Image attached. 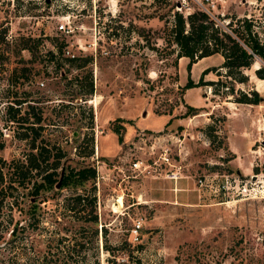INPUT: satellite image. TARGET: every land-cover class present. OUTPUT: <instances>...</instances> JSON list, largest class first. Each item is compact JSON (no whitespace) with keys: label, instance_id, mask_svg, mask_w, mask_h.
Segmentation results:
<instances>
[{"label":"rangeland","instance_id":"374dc122","mask_svg":"<svg viewBox=\"0 0 264 264\" xmlns=\"http://www.w3.org/2000/svg\"><path fill=\"white\" fill-rule=\"evenodd\" d=\"M196 8L223 25L251 17L264 41V0H0V167L24 162L36 135L48 149L40 158L62 153L58 171L95 168L84 186L57 182L36 196L9 188L0 264H55L64 253L68 264H264V172L253 170L264 161V79L254 73L264 58L244 68L247 81L226 78V92L214 70L201 77L215 82L195 84L222 57L187 70L164 37L176 11ZM19 35L42 38L34 54ZM251 89L257 103L233 100ZM165 146L170 164L159 158ZM138 158L145 169L129 167ZM90 185L94 237L69 209Z\"/></svg>","mask_w":264,"mask_h":264},{"label":"trees","instance_id":"16d2710c","mask_svg":"<svg viewBox=\"0 0 264 264\" xmlns=\"http://www.w3.org/2000/svg\"><path fill=\"white\" fill-rule=\"evenodd\" d=\"M165 31L167 32V35L164 37L166 43L174 44L173 51L175 52V58L181 56L187 57V70H189L193 62L202 57L214 53H218L222 57L219 67L223 69V71L220 72V69L215 70V68L207 66L201 70V74L195 84H211L215 82L213 80L203 81L201 77L206 72L214 70V73L218 75L216 81H220V84L224 86V92L230 88L225 84L227 81L226 78L237 82L247 81L248 77L247 74L244 73V68L250 66L255 56L264 58V41L257 35L251 17L230 16L226 24L223 25L218 20H215L208 12L200 8H196L185 15L176 11L172 16L170 26H165ZM17 38L20 48L30 50L31 52L33 51V47L36 46L35 43L42 41V38L39 36L19 35ZM63 45L64 43H60L57 48L60 50ZM48 52L51 55L50 59H52L54 54L51 51ZM65 58L68 62L74 63L77 56H65ZM87 58L88 57L83 58V61L80 63H75V66L80 67L84 65V61L87 60ZM53 63L54 66L58 65L56 60ZM23 69H25V67ZM263 70L264 67L260 64L255 68L254 73L260 79H264ZM75 82H77V79ZM189 85L190 84L185 83L184 87ZM92 91V83L89 79L86 93H91ZM233 100L237 102L257 103L259 101V95L255 89H251L249 94L247 92H241L240 96ZM170 112V110L166 111V113ZM189 112L194 113L196 111L192 109L189 110ZM35 121H40L39 115L36 117ZM113 132L118 134L119 129L115 127L113 128ZM22 134L24 135L26 133L23 132ZM35 138L36 135L30 138V147L35 148L36 151H31L28 157L24 159V162L17 161L4 165L6 166L4 168L0 167V193L3 194L0 195V209L1 202L5 195L10 193L9 188H14L15 190L23 188L27 190V194L36 196L41 190H48L57 182L59 186H66L69 184L73 186H84L87 181H94L95 168L91 165L70 168L62 170L61 172L58 171L59 160L62 156L60 151L53 154L51 160H48L47 157L40 158L39 156L42 157V151H48V149L42 144H36L34 142ZM120 138L121 137L118 135V140H121ZM56 149L58 150V147ZM253 170L254 172H264V161L260 166L254 165ZM5 176L7 179H5ZM32 176L33 181L28 185V182L31 181L30 177ZM28 186H30V189L27 188ZM92 189L93 185H90L89 189L82 187L79 191H75L72 195L73 203L69 205V209L72 210L75 219L84 217V219L87 218V220L91 222L92 226L89 225V227H91V235L94 237L96 236L97 229L96 213L94 212L95 194ZM83 200H86L87 205H84L85 203L80 205L84 202ZM12 208V206L8 208L10 210L9 212H11ZM12 231L13 229H11L9 233ZM2 236V232H0V238ZM102 248L109 252L108 247L103 246ZM68 256L64 253L62 258L55 264H68L69 260L67 259H71ZM113 259L114 255L112 254L111 257L106 258V261H114ZM74 260H77V257H74L72 262H74ZM94 262L99 264L98 260Z\"/></svg>","mask_w":264,"mask_h":264},{"label":"built area","instance_id":"2783aa9c","mask_svg":"<svg viewBox=\"0 0 264 264\" xmlns=\"http://www.w3.org/2000/svg\"><path fill=\"white\" fill-rule=\"evenodd\" d=\"M57 27L59 29L64 30V23L63 22L59 23L57 25ZM66 52H68V50H66ZM70 56H73V54L71 53ZM167 150H168V147H166V146L163 147L159 153V158H161V160H163V162L170 164V162L168 161ZM129 165H130L129 167L133 170H135V169L139 170L141 167H142V169H145L148 166V164L143 162L141 158H138V159L131 161V163ZM140 225H141V218L136 217L135 220L133 221L132 226H131L130 231H129V235L133 239L137 238V230H138Z\"/></svg>","mask_w":264,"mask_h":264},{"label":"bare ground","instance_id":"6f19581e","mask_svg":"<svg viewBox=\"0 0 264 264\" xmlns=\"http://www.w3.org/2000/svg\"><path fill=\"white\" fill-rule=\"evenodd\" d=\"M92 101V100H91ZM118 201V200H117ZM121 202V200H119V202H118V204ZM116 204V203H115ZM117 205V204H116ZM120 205H121V203H120Z\"/></svg>","mask_w":264,"mask_h":264}]
</instances>
